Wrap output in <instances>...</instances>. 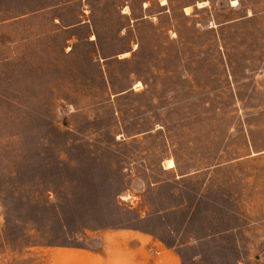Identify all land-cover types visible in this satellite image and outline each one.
<instances>
[{
    "label": "rangeland",
    "instance_id": "374dc122",
    "mask_svg": "<svg viewBox=\"0 0 264 264\" xmlns=\"http://www.w3.org/2000/svg\"><path fill=\"white\" fill-rule=\"evenodd\" d=\"M143 1L0 0V264H264V0Z\"/></svg>",
    "mask_w": 264,
    "mask_h": 264
},
{
    "label": "crops",
    "instance_id": "0c3cea01",
    "mask_svg": "<svg viewBox=\"0 0 264 264\" xmlns=\"http://www.w3.org/2000/svg\"><path fill=\"white\" fill-rule=\"evenodd\" d=\"M202 1H206V4H207V2H208V0H202ZM202 1H200V2H202ZM234 3H235V1L234 0H232ZM237 2L235 3V4H237L238 3V0H236ZM149 3V1L148 0H144L143 1V6H144V4H148ZM167 4H169V0H166V2L165 3H163V1H161V6H165V5H167ZM205 4V5H206ZM235 4H233V5H235ZM199 5V4H198ZM204 5V6H205ZM200 6V5H199ZM204 6H201V7H204ZM191 8L192 7V4H188L187 6H185V9L187 10V8ZM250 12H252V11H250ZM250 12L248 13V15L249 16H252L253 14H251L250 15ZM186 14H190L189 12H187L186 11ZM142 16H144V15H142ZM136 18H138V17H136ZM167 168V167H166ZM172 168H174V167H172ZM168 169H170V168H168ZM139 238H140V240H141V244H140V246L142 247V248H145L146 247V240L148 239L147 237H146V234L144 233V232H141V234H139Z\"/></svg>",
    "mask_w": 264,
    "mask_h": 264
},
{
    "label": "bare ground",
    "instance_id": "6f19581e",
    "mask_svg": "<svg viewBox=\"0 0 264 264\" xmlns=\"http://www.w3.org/2000/svg\"><path fill=\"white\" fill-rule=\"evenodd\" d=\"M234 1H236V0H234ZM166 2V0H163V3H165ZM200 6H203L201 3H200ZM169 164V166L168 167H173L174 166V162L172 161V160H169V162H168Z\"/></svg>",
    "mask_w": 264,
    "mask_h": 264
}]
</instances>
